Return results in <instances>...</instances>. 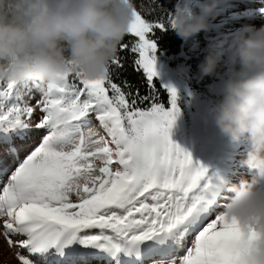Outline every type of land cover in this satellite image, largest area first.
<instances>
[{
  "label": "snow or ice",
  "instance_id": "6c2138e0",
  "mask_svg": "<svg viewBox=\"0 0 264 264\" xmlns=\"http://www.w3.org/2000/svg\"><path fill=\"white\" fill-rule=\"evenodd\" d=\"M130 2L128 39L104 78L0 82V238L17 264H235L264 240L220 210L216 178L172 141L178 94L169 86L160 102L154 37L174 16L150 18L157 0ZM129 62L143 94L119 79ZM37 111L46 134L18 144Z\"/></svg>",
  "mask_w": 264,
  "mask_h": 264
},
{
  "label": "clouds",
  "instance_id": "9594fccd",
  "mask_svg": "<svg viewBox=\"0 0 264 264\" xmlns=\"http://www.w3.org/2000/svg\"><path fill=\"white\" fill-rule=\"evenodd\" d=\"M221 3L179 0L170 27L181 39L208 31ZM133 7L130 0H0V82L43 90L73 74L104 78L134 21ZM225 57L230 66L221 73ZM204 77L222 81L208 118L231 143L249 145L242 165L251 179L230 188L224 212L264 231V28L213 43L200 65ZM235 264H264V240L242 247Z\"/></svg>",
  "mask_w": 264,
  "mask_h": 264
},
{
  "label": "rangeland",
  "instance_id": "374dc122",
  "mask_svg": "<svg viewBox=\"0 0 264 264\" xmlns=\"http://www.w3.org/2000/svg\"><path fill=\"white\" fill-rule=\"evenodd\" d=\"M235 1L236 0H222L217 12L213 14L214 17H219L221 15V9L226 8L227 4ZM195 2L199 3L201 0ZM170 29L173 30L171 27ZM209 29L210 30L202 31L188 39H182V46L175 53L171 50L156 51L157 76L154 78H156L159 83L163 84L160 89L165 93L164 99L167 100V87L170 86L177 90V84L180 78L185 74V71H194L195 67H198L197 69L200 70V65L207 55L209 47L213 43L222 41V39H218V37L222 35L221 31L214 22L209 23ZM240 29V27H236V29H232V31ZM211 34L217 35L211 36ZM156 39L157 37L155 36L154 40ZM170 55H174L175 57L170 58ZM229 66L230 61L225 57L218 71L225 73ZM216 79L218 84L214 85L210 89V92H206L205 94L203 93V88H200L202 90L201 95H192L193 91L191 88L186 90L184 99L190 96L193 103L192 112H182L179 110L175 124L171 130V139L184 151L190 153L194 162L202 164L207 168L210 177L216 178L213 182L217 187L218 194L215 199L218 203L225 190L224 187L229 186L230 182L233 181L237 175L233 166V161L239 157L238 153L240 154L243 148L234 149L232 143L220 133L214 122L208 118V111L219 98V91L222 87V81L218 78ZM167 82L170 84H166ZM28 84L29 86L32 85L31 83ZM41 116L42 113L37 111L31 122L33 126H35L38 122V118ZM191 119L195 120L191 121ZM94 124H96V122ZM228 156L233 160L230 164L227 163ZM238 174L243 177V180H250L252 176L250 172L242 174L238 171ZM220 210L224 211L225 208H220ZM212 218H214V216ZM147 264H151V262Z\"/></svg>",
  "mask_w": 264,
  "mask_h": 264
},
{
  "label": "bare ground",
  "instance_id": "6f19581e",
  "mask_svg": "<svg viewBox=\"0 0 264 264\" xmlns=\"http://www.w3.org/2000/svg\"><path fill=\"white\" fill-rule=\"evenodd\" d=\"M230 1V0H226ZM224 14H230L226 21L224 20H216L214 21L211 17L209 18V23H215L218 26L219 30L224 34L228 35L229 38L234 36L240 30H235L232 32L233 26L229 23L239 24L241 21H246L247 26L251 27L248 31H256L261 28H264V0H236L233 3L227 4V7L222 10ZM227 36H223L222 40L228 38ZM41 93L39 91L33 92V97L35 99L39 98ZM33 103L35 100L33 99ZM44 133L40 129L32 128L30 132V136L23 143L18 142V144H24L27 147H33L38 144ZM245 146L249 147V145L245 142ZM238 146V144H236ZM23 151L21 155H23ZM240 157L236 158L235 162L238 167H240V173H248L249 170L247 167L242 165V161L246 158L247 149H242L240 151ZM240 179V178H239ZM237 182V181H236ZM235 183L232 184L234 186ZM231 188V187H230ZM230 188H228V194H231ZM51 260V258H50ZM0 264H17L13 254L8 250L7 245L4 243L3 239L0 238ZM92 264H104L103 261H92Z\"/></svg>",
  "mask_w": 264,
  "mask_h": 264
},
{
  "label": "trees",
  "instance_id": "16d2710c",
  "mask_svg": "<svg viewBox=\"0 0 264 264\" xmlns=\"http://www.w3.org/2000/svg\"><path fill=\"white\" fill-rule=\"evenodd\" d=\"M178 2L179 0H157L158 6L150 18H155V16L162 15L165 10L174 16L177 11L176 6ZM155 36L157 37L155 43L158 52L171 50L175 53L182 46V39L176 34L174 30H171L170 27L163 32L157 31V34ZM125 39H128V37H125ZM174 57V55H170V58ZM118 76L120 80L127 79L134 86L139 87L142 94L146 91V85L143 82L141 74L136 73L132 69L130 62L126 64L125 70L118 73ZM214 80V77H204L203 79H201L200 72L197 71V68L195 67L193 72H189L188 74H185L182 78H180L179 83L177 84V87L180 90L179 95H181L185 90L186 84H191V86L196 89H210L211 85L214 83ZM154 83L159 86V88L163 86V84L159 83L156 78H154ZM166 84L170 83L167 82ZM164 98L165 93L160 89V100H162L163 102H167V100ZM165 105L167 106V103Z\"/></svg>",
  "mask_w": 264,
  "mask_h": 264
}]
</instances>
